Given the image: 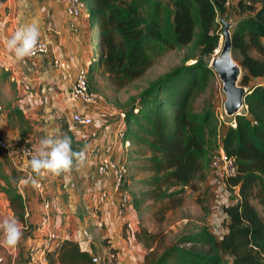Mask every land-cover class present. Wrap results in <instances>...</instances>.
I'll return each mask as SVG.
<instances>
[{"label":"trees","instance_id":"trees-1","mask_svg":"<svg viewBox=\"0 0 264 264\" xmlns=\"http://www.w3.org/2000/svg\"><path fill=\"white\" fill-rule=\"evenodd\" d=\"M225 1L83 0L96 26L98 58L88 68L90 86L93 76L102 73L116 88H124L168 51L190 50L185 61L151 80L124 107L122 130L141 155L140 167L151 173L139 180L145 189L132 193L138 210L141 201H151L160 204L164 215L182 204L186 188L204 178L207 168L211 171L216 113L195 109V102L217 74L210 59L221 45ZM239 2L245 15L230 30L233 57L235 51L241 56L239 83L247 87V108L234 117L235 124L225 126L222 136V146L237 166L236 175L227 180L233 194L221 205L224 229L216 234L205 227L161 249L152 245L159 235L142 226L136 235L148 249L146 264H264V215L254 204L257 200L264 208V0ZM5 191L15 216L24 221L23 196L16 187ZM196 242L209 250L188 246ZM46 256L50 264H93L92 254L71 239Z\"/></svg>","mask_w":264,"mask_h":264},{"label":"crops","instance_id":"crops-1","mask_svg":"<svg viewBox=\"0 0 264 264\" xmlns=\"http://www.w3.org/2000/svg\"><path fill=\"white\" fill-rule=\"evenodd\" d=\"M30 21L38 23L39 38L47 41L49 50L17 60L6 47V38ZM89 25L88 14L71 17L62 0H6L0 5V102L4 105L0 132L10 144L8 149L0 148V217L15 215L5 188L16 187L25 204V220H19L23 236L14 248L0 246V264H32L29 248L41 246L52 231L61 241H78L92 255L104 256L108 264H146L148 249L136 235L139 210L132 203L119 214L111 174L97 171L108 143H115L117 161L142 163L133 145L116 140L117 130L125 125L124 108L105 111L101 105L70 97L78 71L92 63L85 42ZM73 112L90 114L93 122L79 125ZM46 135L70 136L72 148L85 154L83 163L74 158L72 167L60 173L34 172L17 143L27 138L37 146ZM138 171L147 172L141 179L151 174L142 167ZM102 188L113 192L104 202L98 199Z\"/></svg>","mask_w":264,"mask_h":264},{"label":"rangeland","instance_id":"rangeland-1","mask_svg":"<svg viewBox=\"0 0 264 264\" xmlns=\"http://www.w3.org/2000/svg\"><path fill=\"white\" fill-rule=\"evenodd\" d=\"M239 3L240 2H235L232 6L226 8L224 13V18L226 20L235 22L238 18L245 15V11L238 9L237 7L239 6ZM81 13L88 14L84 8L80 14ZM88 17L90 19V25L86 29L85 37L87 36L88 38L85 42L89 48L88 56L93 62H96L98 58L97 55L94 57L95 51L97 50L94 47L96 42V26L91 15H88ZM189 51L190 50L187 47L168 51L158 58L144 75L124 88H116L106 75L97 73L93 76L90 86L98 93L97 103L93 105L98 108H100L101 105L103 106L102 110L105 111L113 108L116 110H123L130 96L138 94L151 80L168 72L173 67L185 61ZM252 54L259 56L256 51H253ZM234 55L239 62L241 59L240 54L235 51ZM192 59L194 58H190L187 63L191 62ZM90 66L91 64L89 65V68ZM222 86V81L219 76L215 74L206 92L195 102V109L199 111L211 110L214 114L223 110L224 117L226 118V113L223 107L226 96ZM222 128H224L223 125ZM116 140H119V138ZM132 161L134 162V159L121 161L126 162L128 165V172L125 174L124 179L123 192H127L130 196H132V193L138 194L145 188V186L139 181V178L147 174V172L144 171L136 172L138 169H141V167L140 165H132ZM204 174V178H198L195 181L194 187L186 188L183 193L182 204L168 209L164 215H161V211L158 209L160 206L159 203H152L151 201L140 202L139 207L141 210H139V212L136 210L140 222L139 226H144L149 231L156 232L159 235L153 240V246H159V248L162 249L165 245L177 241L181 236L192 232H199L205 227L211 228L216 234L223 231L224 218L221 205L230 195L233 194V190L228 188L226 184L218 182L217 176L212 170L209 171L207 168ZM117 194L118 196L120 195L119 192H117ZM254 204L259 212L264 215L263 206L257 200H254ZM188 246L204 252L209 250L207 245L198 242L190 243Z\"/></svg>","mask_w":264,"mask_h":264},{"label":"built area","instance_id":"built-area-1","mask_svg":"<svg viewBox=\"0 0 264 264\" xmlns=\"http://www.w3.org/2000/svg\"><path fill=\"white\" fill-rule=\"evenodd\" d=\"M65 4V10L71 17H77L85 4L83 0H62ZM241 0H226L225 5L227 7L232 6L235 2ZM49 50V44L46 40L38 38L37 44L34 47L32 57L45 54ZM55 63L60 64L59 60H56ZM88 69L86 67L81 68L75 78V81L71 87L70 97L74 101H81L86 104H95L98 100V93L90 87L87 76ZM4 111V105L0 102V114ZM223 110L216 112L218 132H217V149L213 153L210 160V167L214 174L217 176V181L227 185V180L230 177H233L237 173V166L235 158L226 153L222 146V136L224 133L225 126L230 124H235L236 119L234 117L226 118L224 117ZM124 117V113H122ZM72 118L75 123L79 125H90L93 122V117L90 114L82 112H73ZM222 125L224 128H222ZM116 138L121 140L125 146L130 145V141L126 139L124 131L119 128L116 132ZM10 144L2 136L0 132V148L8 149ZM18 152L26 157L31 158V155L34 152V144L29 139H23L17 143ZM115 149V143H108L103 150L102 156L99 160L97 171L99 174H111L112 182V191L117 193L119 192V198L117 201V211L119 214H123L128 206L132 204V196L123 192V185L125 174L128 172V165L126 162H119L113 157V152ZM112 192V193H113ZM108 189L102 188L99 190L98 199L101 202H104L109 199L112 195ZM46 205H49V202L46 201ZM61 240L58 235L52 231L49 232L45 242L41 246H31L29 248L28 254L31 257L32 264H50L46 256V252L60 244ZM3 262V257L0 256V263ZM93 264H108L107 259L104 256L99 254L92 255Z\"/></svg>","mask_w":264,"mask_h":264},{"label":"clouds","instance_id":"clouds-1","mask_svg":"<svg viewBox=\"0 0 264 264\" xmlns=\"http://www.w3.org/2000/svg\"><path fill=\"white\" fill-rule=\"evenodd\" d=\"M39 35L40 28L37 22L23 23L6 38V47L17 60L23 59L32 55ZM101 123L102 120L98 116L96 126L99 127ZM74 158L83 163L86 157L82 150L76 151L72 148L70 136L46 135L35 146L28 161V167L37 173H40L41 170L60 173L72 167ZM22 236L23 229L15 215L8 214L0 217V246L14 248Z\"/></svg>","mask_w":264,"mask_h":264},{"label":"water","instance_id":"water-1","mask_svg":"<svg viewBox=\"0 0 264 264\" xmlns=\"http://www.w3.org/2000/svg\"><path fill=\"white\" fill-rule=\"evenodd\" d=\"M223 34L221 45L210 61V66L214 68L223 83L222 89L225 93V101L223 104L227 117H235L241 113L242 109L247 105L245 98L247 87L239 83L242 74V68L232 54L233 42L231 33V21L223 22Z\"/></svg>","mask_w":264,"mask_h":264},{"label":"bare ground","instance_id":"bare-ground-1","mask_svg":"<svg viewBox=\"0 0 264 264\" xmlns=\"http://www.w3.org/2000/svg\"><path fill=\"white\" fill-rule=\"evenodd\" d=\"M217 51V50H216Z\"/></svg>","mask_w":264,"mask_h":264}]
</instances>
